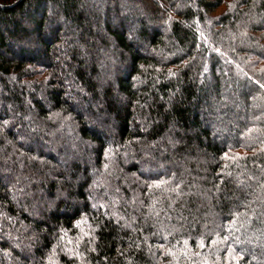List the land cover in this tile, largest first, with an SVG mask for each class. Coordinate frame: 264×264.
Instances as JSON below:
<instances>
[{"label": "trees", "instance_id": "obj_1", "mask_svg": "<svg viewBox=\"0 0 264 264\" xmlns=\"http://www.w3.org/2000/svg\"><path fill=\"white\" fill-rule=\"evenodd\" d=\"M101 1L114 25L87 41L79 0H0V264H264L243 244L264 228V0ZM59 18L80 47L56 68Z\"/></svg>", "mask_w": 264, "mask_h": 264}, {"label": "rangeland", "instance_id": "obj_2", "mask_svg": "<svg viewBox=\"0 0 264 264\" xmlns=\"http://www.w3.org/2000/svg\"><path fill=\"white\" fill-rule=\"evenodd\" d=\"M127 1V2H126ZM175 2H177L178 6L181 5V3H183L184 0H174ZM102 2V3H101ZM128 0H118V3H119V10L121 11V15L123 16V14H128ZM158 7L159 4L157 5ZM105 8L104 6V2L101 1V0H79V4H78V9H83L84 12L87 14V15H92V17L90 18L91 19V24L89 25H86V31L87 33L84 34V39L87 40V41H92L93 39H95V36L93 34H97L98 36H101L100 38H104L106 36V32H105V29H104V26L105 24H108L110 23L111 25H114L112 19L108 20L104 14H103V9ZM46 9V8H45ZM49 11H48V10ZM47 16L51 17V20H52V15H51V8L49 6H47ZM112 14V13H111ZM120 17V13L118 12L117 13ZM137 17V16H136ZM49 19L46 20V25L44 27V30L45 32L47 31L48 33L51 31V28L53 27L52 22ZM58 23L61 25V33H60V36L61 38L63 39V43L62 45L60 44H57V46H54L53 47V50L51 51V55L53 58L56 59V68H58V65H62L63 61L66 59V56L68 54V52L70 51V49H72L73 47H77L79 48L80 46H78V44H76L77 42L75 41L73 44H71L70 46H64L63 44H65L64 41H67V37H64L63 36V33L68 31V30H75V27H72L69 25L70 23L68 21H63L62 18H59L58 19ZM153 25H154V28H159L161 31H166L168 28H167V25L163 22H153ZM43 30V31H44ZM89 30H91V35L89 34ZM128 32V31H127ZM47 33V34H48ZM166 33V32H165ZM77 37V36H76ZM75 37V38H76ZM98 40V39H96ZM104 40V39H102ZM62 41V40H61ZM101 42V41H100ZM173 44L174 41L172 42ZM136 46H138V48H140V51L141 53L146 51L147 47L142 43V42H137L135 43ZM98 46H102L101 44L98 45ZM173 46V45H172ZM11 47V46H10ZM24 48H27V49H30L32 52L34 51H37L38 49H40L39 45L36 43V41H34L33 44H30V45H26V46H22ZM15 48H19V47H15ZM4 50V49H3ZM125 53V52H124ZM111 54H112V51L111 49H103L101 51H94V52H90V51H83L81 49L80 51V60H82V62L84 63V65L82 66L83 69L87 70V68L91 65V63H94L97 61L101 62L102 61V64L103 62L105 63H109L112 67L113 64L116 63L115 61V56L111 57ZM115 55V54H114ZM125 55H127V53H125ZM109 56V59H107ZM107 57V58H106ZM105 63L102 65L103 69H105ZM200 64V62H199ZM116 74L114 73V70L112 69H107V72H103V70L101 71V75L100 76H96L95 78H93V80L97 83L98 86V90L100 91L101 88L103 87V83L102 82H99L101 78H104V81L105 82H109V83H112L113 82V78ZM102 76V77H101ZM64 77V80L65 82L63 83V88L67 89V83H69L71 80V75L68 73L65 77V75H63ZM139 82H141V80L139 81V79L137 80V84H135V86L137 87L139 84ZM136 83V82H135ZM242 83V80L239 78V77H234V78H231L229 80V82L227 83H223V86H227L228 88H231L233 86H239L240 84ZM142 85H145L144 83H142ZM148 87L149 88H152V84H148ZM2 87H1V84H0V94L2 93ZM31 92V90H30ZM1 96V95H0ZM72 98V96H70ZM36 98L40 101H42V103H44L45 105H49L47 104V101L45 99L44 96H36ZM80 99L78 98L77 100H74V102H79L81 104V101H79ZM95 104V103H94ZM93 106V104H92ZM91 104H90V107H92ZM33 108V106H32ZM79 109H80V106H79ZM54 122V121H53ZM95 125V124H93ZM28 126V125H27ZM26 126V131H28L27 127ZM100 131H102L104 133V136L105 137H108L109 135V130L110 128L108 126H105V127H100L98 126V128ZM30 131V130H29ZM31 131H34V130H31ZM18 132V131H17ZM40 132V131H39ZM41 132H44V131H41ZM40 132V133H41ZM57 136L59 139H66V140H70V138L73 137L71 131L69 129H64L62 126L61 127H58V130H57ZM53 136V135H52ZM60 149H63L61 152H63L65 155L67 156H73L74 155V152L75 150L72 148H68V149H64V148H61V146L59 145L58 146ZM33 148V147H32ZM34 149H36L37 151H40L39 148H36L34 147ZM44 152H46L45 150H42ZM56 153V152H54ZM86 154V156H85ZM57 155V154H56ZM83 156H85V158L88 157V148L84 147V151H83ZM190 166H186L185 164L184 165H179V166H176L174 165V168L175 169H179L180 173L187 170L189 168V170H196V168H194V164L189 163ZM262 171H264V168H262ZM236 180V178H235ZM239 182V181H238ZM236 181H234L235 185L237 186V188L240 190V191H245L246 188H242V186H239L240 184ZM256 182V180H255ZM236 188V189H237ZM243 193V192H242ZM253 201L256 203V204H262V202H264L263 199H259L258 197H256L255 199H253ZM259 214V213H258ZM261 214V213H260ZM264 218V213L262 215H260ZM263 220V219H262ZM258 222L259 220L257 221L256 223V226L258 225ZM256 226H252L250 227L249 223L246 224L245 226V230L247 231H250L249 235L246 237V240L244 241V249L248 252L251 253V255H253L251 257L252 260H258L259 257H262V254L264 253V228L262 227L261 229H259V227H256ZM261 247V248H260ZM254 249H259L261 251H254ZM256 252V253H255Z\"/></svg>", "mask_w": 264, "mask_h": 264}]
</instances>
